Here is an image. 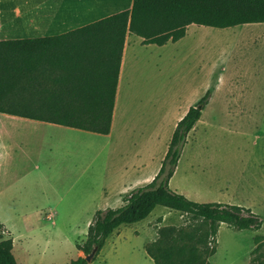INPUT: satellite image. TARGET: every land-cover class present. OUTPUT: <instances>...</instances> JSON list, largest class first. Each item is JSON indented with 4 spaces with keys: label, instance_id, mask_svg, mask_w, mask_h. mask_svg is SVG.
Instances as JSON below:
<instances>
[{
    "label": "rangeland",
    "instance_id": "obj_1",
    "mask_svg": "<svg viewBox=\"0 0 264 264\" xmlns=\"http://www.w3.org/2000/svg\"><path fill=\"white\" fill-rule=\"evenodd\" d=\"M225 31L227 29L191 25L177 43L161 47L151 45L152 62H157V70L148 65L145 50H140L135 64L126 67L123 85L126 86L122 88V99L118 100V116L138 129L126 132L127 136L135 137L137 132L156 134L159 130L158 144L150 153L153 161L142 171L146 177L158 165L172 120L178 123L188 107L195 106L207 91L210 93L200 120L186 137L177 174L170 180L168 188L188 200L197 199L194 202L199 204L256 205L249 210L261 217V229L234 231L221 224L216 235V253L208 259V264H249L250 254L256 246L254 238L260 237L264 243V82L251 80L253 73L259 75L264 71V56L253 51L252 43H241L235 48L238 38L234 41L226 37L228 32ZM31 110L30 114L38 115L48 112L44 107ZM46 140L49 146H58V139ZM137 140L140 143L142 137ZM129 150L127 141L125 154ZM59 157L54 160V165H59ZM126 157L131 158L123 155L122 159ZM119 159L118 154L110 155L107 174H116L115 165ZM37 160L42 163L40 157L34 158L31 164H36ZM50 179L58 194L66 195L59 203L58 210L62 213L54 219V226L51 221L37 219L34 215H28L21 223V219L9 216L13 209L11 203L0 199V238L12 240L16 264H70L79 257L84 258L76 246L86 240L87 217L82 213L90 206L85 209L81 203L89 202L87 204L96 210L115 209L114 193L107 183L103 187H87L82 185L84 180L75 191L70 189L67 180L61 184L56 175ZM42 183L43 186L32 181L31 194H26L25 198L28 206L35 204L31 198L36 192L35 184L51 188L45 180ZM87 188L95 190V199H86ZM77 191L81 214L72 216V210L75 212L78 204ZM150 221L155 239L159 228L192 223L180 213L156 207L145 220L117 229L106 240L99 256L89 264H153L141 246L147 233L133 234Z\"/></svg>",
    "mask_w": 264,
    "mask_h": 264
},
{
    "label": "trees",
    "instance_id": "obj_2",
    "mask_svg": "<svg viewBox=\"0 0 264 264\" xmlns=\"http://www.w3.org/2000/svg\"><path fill=\"white\" fill-rule=\"evenodd\" d=\"M257 23H264V0H133L129 11L63 36L0 42V113L108 135L127 33L142 38L144 45L161 47L182 39L190 25L225 29ZM72 39L75 41L71 42ZM77 67L94 71L98 78L96 85L106 87L105 97L101 94L100 100H96L99 104L74 105L72 100L55 98L29 99L35 94L53 97L57 93L73 95L74 92L68 90L56 92L54 87L58 80L54 74L56 70L71 71ZM51 72L52 76L48 75ZM209 97L207 91L176 124L153 180L123 197L120 208H106L93 214L86 240L81 246H76L84 258L79 257L70 264H89L85 257L93 250L98 256L115 230L145 220L156 207L180 213L192 223L158 229L156 239L144 246L153 264H208V259L216 253L220 224L234 231L256 232L261 229V217L249 209L218 203H195L168 188L186 137L200 120ZM34 107H44L48 112L30 114ZM254 243L256 246L250 254L249 264H264V243L260 237H255ZM12 249V240L0 238V264H16Z\"/></svg>",
    "mask_w": 264,
    "mask_h": 264
},
{
    "label": "crops",
    "instance_id": "obj_3",
    "mask_svg": "<svg viewBox=\"0 0 264 264\" xmlns=\"http://www.w3.org/2000/svg\"><path fill=\"white\" fill-rule=\"evenodd\" d=\"M132 4L133 0H0V42L63 36L112 15L129 11ZM225 29H227L225 32H228L226 37H231L234 41L235 38H238L235 48L241 43H252L251 46L254 48L252 50L258 55L264 56V23L244 24ZM134 36L131 33H127L125 36L108 135L68 128L17 114L0 113V199L11 203L13 209L9 214L10 217L21 219V223H24L28 215H34L37 219L51 221L54 226V219L61 216L62 213L58 210L59 203L63 202L66 196L62 197L56 191L55 184L50 179L55 175L61 184L67 180L70 189L75 191L77 190L76 186L84 180L82 185H87V187H103L107 183L106 185H109L110 190L114 193L115 205L113 207L115 209L123 205V197L137 188L146 186L156 176L177 123L172 120L173 124L168 134L165 149L158 160V165L144 177L142 171L150 161H153L150 153L158 144L159 130L157 129L156 134L154 132L151 134L137 132L135 137L127 136L126 132H134V129L135 131L138 129L129 123H124L121 116H118V100H120L119 98L122 99V88L126 86H123L126 81V67L135 64L140 50H145L147 63L153 67V70L154 68L157 70L158 64L152 62L153 53L150 51V46L154 44L144 45L142 38L137 36L135 38ZM74 41L75 39L71 40V42ZM79 48L84 50L83 47ZM262 68L264 69V67ZM49 74L52 76V72ZM54 76L58 80L54 87L56 92L68 90L74 94L65 96L57 93L55 97L47 94H35L29 99L51 100L55 98L72 100L74 105H91L99 104L96 100H100L101 94L103 98L105 97L106 87L96 85L98 78L94 71L77 67L71 71L56 70ZM251 76V80L264 82V71L259 75L253 73ZM47 88L52 89L50 86ZM24 98L28 97L25 96ZM188 109L189 107L177 122L184 117ZM38 136L39 139H37ZM139 137H142L140 143L137 140ZM46 138L58 139V146L54 144L49 146ZM126 140L131 148L128 154H125L124 151V147L127 145ZM113 154H118L120 159L115 165L116 174L109 175L107 174V170L110 168L108 161L110 155ZM123 155H130V160L127 157L122 159ZM40 157L42 163L37 160L36 164H31L34 158ZM57 157H59L57 162L59 165H54L53 162L56 161ZM176 172L177 166L172 178L177 174ZM44 180L48 182L51 188L45 189L35 184L36 192L31 196L35 200V204L28 206L25 198L26 194H31L30 185L32 181L39 182L43 186ZM101 190L104 191L103 188ZM78 191L76 192L78 204L75 206L77 207L76 211L72 210V216H78L80 213L79 204L81 202H79ZM104 195L107 194L104 193ZM85 197L86 199H90V197L95 199V190L87 188ZM189 199L192 202L198 201L195 198ZM87 203H81L85 209L90 206L88 211L82 213V215L85 213L87 217L85 230H87L93 214L97 211L96 207ZM239 204L234 205L233 202H228L227 205L239 206ZM255 206L247 205L246 207L252 211ZM239 207L246 208L245 206ZM150 223L151 221L145 223L140 230L133 233L136 235H142L143 232L147 233L145 242L141 245L143 248L155 240V232L149 226ZM145 256L148 258L146 253ZM148 260L152 262L151 259L148 258Z\"/></svg>",
    "mask_w": 264,
    "mask_h": 264
},
{
    "label": "water",
    "instance_id": "obj_4",
    "mask_svg": "<svg viewBox=\"0 0 264 264\" xmlns=\"http://www.w3.org/2000/svg\"><path fill=\"white\" fill-rule=\"evenodd\" d=\"M95 256V251L93 250L88 256L85 257L87 263H89Z\"/></svg>",
    "mask_w": 264,
    "mask_h": 264
}]
</instances>
